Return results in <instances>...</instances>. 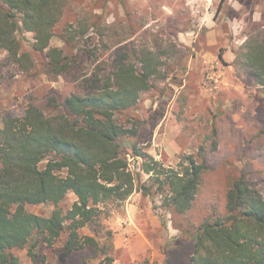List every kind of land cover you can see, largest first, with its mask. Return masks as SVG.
<instances>
[{"label": "trees", "instance_id": "1", "mask_svg": "<svg viewBox=\"0 0 264 264\" xmlns=\"http://www.w3.org/2000/svg\"><path fill=\"white\" fill-rule=\"evenodd\" d=\"M71 3L0 0V54L7 52L9 62L31 71L35 59L20 33L32 32V51L47 58L44 72L74 87L70 93L52 90L41 105L29 103L23 116L2 118L0 264H20V248H28L34 264H46L42 246L61 238L59 264H89L100 257V264H112L113 231H101V215L107 204L124 203L135 191L161 195L173 214L202 211L200 221L179 225L194 240L188 264H264V196L248 169H233L223 198L208 203L200 197L213 167L203 153L200 160L186 155L175 169L138 141L126 145L145 120L129 117L131 127L122 118L156 80L168 76L162 57L171 50L123 45L105 59V31L95 16H76L57 33ZM56 35L63 46L52 45ZM128 38L118 37L115 45ZM235 63L264 87V29L248 36ZM129 157L141 160L150 183L138 181ZM70 192L77 199L66 207L62 201ZM45 202L55 207L48 216L27 208ZM87 226L91 234L82 232Z\"/></svg>", "mask_w": 264, "mask_h": 264}, {"label": "rangeland", "instance_id": "2", "mask_svg": "<svg viewBox=\"0 0 264 264\" xmlns=\"http://www.w3.org/2000/svg\"><path fill=\"white\" fill-rule=\"evenodd\" d=\"M76 16H95L100 21L107 42L101 50L105 59L123 45L171 50L162 57V71L168 76L156 80L155 87L143 92L122 118L145 120L143 125L137 124L139 135L130 137L126 145L138 141L165 167L175 169L181 168L186 155L200 160L203 153L213 167L200 197L208 203L223 198L226 179L236 167L250 171L264 196V87L235 63L248 36L264 29V0H72L57 33ZM20 36L36 64L31 71H23L9 62L7 52L0 54V127L4 116H23L29 103L41 105L52 90L70 93L74 89L63 77L44 72L47 58L45 52L32 51V32ZM118 37L130 38L115 45ZM52 45L63 46L59 35ZM226 49L231 50L225 58ZM126 123L133 125L130 120ZM129 161L138 181L150 183L141 160L129 157ZM76 199L70 192L62 204L71 206ZM134 201L141 208L138 219L148 223L145 232L165 255V263L188 264L194 240L179 225L189 223L190 218L200 221L202 211L173 214L163 206L161 195L152 198L141 191L124 203L107 204L101 215V231H113L112 264H131L123 249L115 247L114 229L131 226L126 205ZM27 208L48 216L55 207L45 202ZM82 232L91 234L92 228L87 226ZM63 241L42 246L46 264H59L57 249ZM15 254L20 264H34L28 248L16 249ZM101 261L102 257L89 264Z\"/></svg>", "mask_w": 264, "mask_h": 264}, {"label": "crops", "instance_id": "3", "mask_svg": "<svg viewBox=\"0 0 264 264\" xmlns=\"http://www.w3.org/2000/svg\"><path fill=\"white\" fill-rule=\"evenodd\" d=\"M230 50L231 49L225 50V58L228 53H230ZM229 60H231L229 62L232 63V59ZM229 66H231V64ZM126 208L127 215H129L131 219V226L128 225L126 228L117 226L116 229H114L115 247L117 249H123L129 256V262L131 264H166L164 261L165 255L156 249L153 240L145 232L148 223L138 219V213L141 211V208L137 202H129ZM128 228L130 230H128ZM125 232H128V234ZM129 234L131 235L129 236ZM122 264H124V262Z\"/></svg>", "mask_w": 264, "mask_h": 264}, {"label": "built area", "instance_id": "4", "mask_svg": "<svg viewBox=\"0 0 264 264\" xmlns=\"http://www.w3.org/2000/svg\"><path fill=\"white\" fill-rule=\"evenodd\" d=\"M208 2H212V0H208ZM209 4V3H208ZM209 6V5H208ZM209 7H207V9H208Z\"/></svg>", "mask_w": 264, "mask_h": 264}]
</instances>
